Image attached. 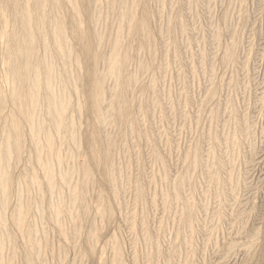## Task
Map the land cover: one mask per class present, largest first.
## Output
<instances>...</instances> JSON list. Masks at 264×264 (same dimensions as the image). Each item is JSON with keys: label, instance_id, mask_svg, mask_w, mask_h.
I'll return each instance as SVG.
<instances>
[{"label": "rangeland", "instance_id": "obj_1", "mask_svg": "<svg viewBox=\"0 0 264 264\" xmlns=\"http://www.w3.org/2000/svg\"><path fill=\"white\" fill-rule=\"evenodd\" d=\"M81 1V28L106 38L99 48L93 40V56H82L67 4L48 1V9L67 17L63 23L74 42V53L66 56L51 34L46 37L55 90L71 97L64 118L72 128L57 129L48 107L54 102L42 96L34 126L42 123L43 151L31 141L29 124L23 126L19 157L4 161L0 147V170L7 167L11 183L9 199L0 195V264H264V0H137L136 16L149 11L156 56L139 75L148 51L137 34L125 39L131 60L119 79L105 78L103 111L110 114L101 126L92 110L91 83L97 69L106 70L103 60L112 53L120 21L111 14L112 0ZM11 7L8 3V31L0 35V87L6 91ZM126 27L123 23L124 36ZM115 90L132 102L121 119L113 112ZM10 112L1 118L0 146ZM94 128L102 132L99 159L91 151ZM111 144L106 175L100 161ZM45 163L52 164L49 173Z\"/></svg>", "mask_w": 264, "mask_h": 264}, {"label": "bare ground", "instance_id": "obj_2", "mask_svg": "<svg viewBox=\"0 0 264 264\" xmlns=\"http://www.w3.org/2000/svg\"><path fill=\"white\" fill-rule=\"evenodd\" d=\"M8 1H11V2H8ZM48 1L49 0H1L3 5L0 8V24H1L0 35L4 36L7 33V31H8L7 25H6V20H7V17L9 16V13H10L9 10H7V4L8 3L11 4V6H12L11 8L13 10L12 11V17H11V28H10L9 33H8V37H9L8 40H10V42H9V45L7 46V48H6V51H5L6 59L4 60L5 61V70H7L6 71L7 72V83L9 84L10 87H9V90H7L8 92L6 90H4V88L0 87V123L2 122L1 118L3 117L2 116L3 113H6L7 111H9L11 109V112L9 113L10 115L7 113L9 115V118H8L9 120H7L5 122V124L3 123L4 127L6 129V133L4 135V141L2 142L3 145H1L0 147H3V150L5 151L4 154L2 153L3 154L2 158L4 159V161L7 160L9 157L14 156V155L16 157H19L22 154V152L24 151V148H25L24 147L25 146L24 145V138H25L24 130L25 129H23L24 128L23 126L24 125L27 126V124H29V126L31 127V130H30L31 132H29V134L31 133L30 134L31 141L33 140L35 143H37L39 152L43 151L39 147V145L42 144V143H40V142H39L40 144L38 143L39 133L41 134L40 130L42 128V125H41L42 123L40 124L41 126L38 125L37 127H35L36 124H34L35 115H36L35 112L38 110V108L40 109V106H39L40 104L39 103H40V99H43V98H41L42 96L44 98H46V100L48 99L51 102H54V103L50 102L52 104V106L50 104L48 107L49 108L52 107L51 113H53L52 115L55 116V119H54V120H56L55 124H56V126H59V127H57V129L60 128V127L61 128L64 127L66 124H68L70 126V128H72L71 127L72 126V122H70L71 120L69 119V122L67 123L65 121L66 118H64L65 115H66V112H65L66 108L70 104V101L68 102V99H71V97L70 98H69V96L67 97V95H66V93L64 91H62L60 93L59 89H57L58 90L57 92L60 93V94H58L56 92V90H55V87H54L55 84H56L55 81H54V75H55V68L54 67L55 66H54V62H53V58H52V53L50 51H48L50 49H47L48 44L46 42H47V39H48L47 35L51 34L53 36V38L55 39V44L54 43L53 44L55 45L57 51L61 52V53H64L66 56H70L71 54L74 53L73 52L74 51V48H73L74 45L72 44L74 42L71 39L72 37L69 38L71 35L69 36V34H68L69 31H67V29H66V23L65 24L63 23L64 22L63 19L65 18L64 15H63L64 13H62V11L54 12L53 10L48 9L47 8ZM53 1H56L59 4H60V1H63V2H65L67 4V8H69V13L71 14V17H72L71 20L74 19V21H72L74 23L73 24L74 26L72 25V27H71L72 29L71 30L69 29V30L72 32V35H73L74 39L76 38L75 40H77L76 42L78 44L77 45L78 53L80 52L79 54H82V56H84V55H89L90 56L89 53H91V55H92V47L94 48V46H93L94 42L96 44V41H97V44H96L97 46H98V43L102 44L103 43V38L105 36L103 37L104 34L102 35V33H99L95 29H92V30L89 31V28H87L88 29V32H87V31H85V30H83L81 28V25L78 23V20L80 21V18H83L82 17L83 16V14H82L83 11L81 10L82 9L80 7L81 4L79 3L81 0L80 1L79 0H53ZM136 1L137 0H131L129 2L130 3L129 4L126 0H112V2L110 1V3H109V5L111 7V14L115 16L114 17L115 19L114 18L113 19H114V21L117 20L118 23L120 21V24H119L120 27L117 26V28H119V29H118V31H116V33L114 34V37L112 39V42H111V45H110V47H111L110 51L112 53H111L110 57H108V58L106 57L103 60L106 70L105 71L103 70L104 72L103 71L99 72L100 70L97 69L96 72L94 71L95 72L94 78H92L93 79L92 80L93 83H91V84H93V85H92L91 95L89 97H91V100H92V110L95 112L96 123H97L98 126H101V124L107 119L106 113L108 111L106 113L103 111L105 98H108V97H105V92H106V87L105 86H108V85H105V82H106L105 78L108 77V76H115L116 78L120 77L119 75H120L121 70L122 71L125 70V68L130 63V60H131V55L129 53V50H127V48L125 46V39L128 36L133 37V35L137 34L138 36H140L139 37V39H140L139 40V42H140L139 44H141V47H143V49L148 51V55H149L148 56V60L145 61L144 63H142L143 61L142 62L140 61L142 64L140 66L139 75L143 74L142 76H144V73L146 74L147 69H149L150 64L152 63L153 59H155V56H156L155 55L156 54L155 39H154V36L152 35L151 30H150V21L151 20H149V17H150L149 11L144 8L145 10L143 11L142 15L140 17L136 16V13H135V9L137 8V7H135V5L137 3ZM145 1H147V0H145ZM138 2H139V0H138ZM57 3H56V5H57ZM160 3H161V1H160ZM83 9H84V7H83ZM96 10H98V9H96ZM96 13H98V12H96ZM70 14H69V16H70ZM81 14H82V16H81ZM103 14H104V12H103ZM84 16H86V15H84ZM95 16H97V15L95 14ZM101 18H103V17H101ZM92 20H93V18H92ZM117 21H116V24L118 25ZM111 22H113V21H111ZM123 23H126L127 27H128V29H127L128 32H127L126 36H124V34H123L122 30H121L122 29L121 27H122ZM113 26H115V25H113ZM124 26L125 25H123V27ZM100 30H102V29H100ZM46 37H47V39H46ZM94 39L96 41H93ZM71 40H72V42H71ZM92 42H93V44H92ZM42 43H45V44L42 45ZM101 44H99V45L101 46ZM104 44H106V43H104ZM128 44H130V43H128ZM40 45L44 46L43 48L45 49V52H44L43 55L39 51ZM5 47H6V45H5ZM98 48H99V46H98ZM77 50L75 52H77ZM97 50L99 51V49H97ZM94 53H96V51ZM98 55H99V53H98ZM98 55H95V57H94L96 62L98 60V57L100 56V55L99 56ZM230 55H231V53H228V56H230ZM232 55H234V54H232ZM60 56H64V55H60ZM66 56H64V58ZM85 57H88V56H85ZM227 58H229V57H227ZM91 62H92V58H91ZM93 65H95V64H93ZM93 65H92V67L94 68ZM90 67H91V65H90ZM102 67H103V65H102ZM95 68H97V67H95ZM99 68L102 69L101 67H99ZM151 68H152V66H151ZM0 73H1V71H0ZM137 78H138V76H137ZM55 79H56V77H55ZM117 79H119V78H117ZM61 81H63V80H61ZM128 81H130V77H129ZM0 83H1V81H0ZM4 83H6V82H4ZM61 83H64V82H61ZM140 83H138V84H140ZM61 85H60V87L63 88V86H61ZM132 85H133V83H132ZM64 86H65V84H64ZM62 88H60V90H63ZM76 88H78V87H76ZM43 89H44L43 92H45L44 95H42L43 94V92H42ZM65 90H66V88H65ZM108 90H110V89H108ZM116 90H118V88ZM123 92H124L123 90L116 91L114 93V100L112 101V104L114 105V107H113L114 109L113 108L112 109H113V112L115 111L114 112L115 116L118 117V119H121V116L123 117L124 114L128 113V108H131V106H129V104L130 103L132 104V102H129V101H127L125 99V96H123ZM106 95H107V93H106ZM111 100H112V98H111ZM142 100H144V99H142ZM47 103H48V101H47ZM78 105H76V107L78 106L77 107L78 109H82V108H80L81 105L80 104H78ZM8 107H10V109H8L5 112L6 108H8ZM109 107H111V106H109ZM132 107H133V105H132ZM78 109H77V111H78ZM79 111H81V110H79ZM108 113L110 114V112H108ZM54 116H53V118H54ZM105 116H106V119H105ZM5 118H6V116H5ZM73 121H75V120H73ZM3 124L1 126H3ZM73 127H74V124H73ZM94 131H95V128H94ZM4 132H5V130H4ZM101 133L102 132H101L100 128H98L95 131V135H93L95 137V142L94 143L92 142L93 145H91L92 146V149H91L92 154L97 159H99L98 155H99V151H100V146L98 145V143H99V138H100V134ZM50 134L51 133L48 134L49 135L48 137L51 136ZM40 137H41V135H40ZM46 138H47V134L45 136V139ZM75 138H77V137H75ZM92 139H93V137H92ZM26 140H27V138H26ZM49 141L50 140H48V142L46 141L48 143V145H49ZM113 144L110 145L111 147L107 148V150L104 152L103 157L101 158V161H100L102 163L103 167H104L106 175H107V172L110 170L109 166H110L111 162L113 161L112 160V158H113L112 152L115 149L114 146H112ZM26 145H27V143H26ZM41 147L45 148V145L44 146L42 145ZM48 149H50V146H49ZM3 150H2V152H3ZM50 151H52V150H50ZM49 154H50V152H49ZM41 156H42V154H40V157ZM55 156H56V154H55ZM35 157H38V156H35ZM46 158H48V157H46ZM42 160H44V159H42ZM0 161H2V160H0ZM50 161H51V159H50ZM45 162H47V161H45ZM4 163H6V162H4ZM7 163H9V162H7ZM49 164L46 165V163H45V166L44 167L42 166L44 172H45V169H46L47 172L51 171L50 169H51L52 166H50V165H52V164H50V165ZM5 165L6 164H3L2 167L5 166ZM112 165H114V164H112ZM2 167H1V169H2ZM28 169H29V167H28ZM82 171H83V176H84L83 179L85 181L88 180L89 171L86 169V166L82 167ZM0 172H1L0 173L1 176L3 177V178H1L2 180H0V195L2 194L1 196H3V199L5 197V199L7 201L9 199V198L7 199V197H9L10 194H11V192H10L11 188H9V185L11 184V183L9 184L10 177H7V176H10V175L8 174L6 166L3 167V169L0 170ZM64 177L66 178L67 175H65ZM47 179L49 180V177ZM35 180H36V178H35ZM35 180H33V181H35ZM48 180H47V182H48ZM51 180L54 181L53 179H51ZM49 183H48V185H49ZM10 187H11V185H10ZM82 194L83 193H81V196L79 197V199H80L79 201L82 204V210L84 211V214H86V212H87L86 211V207L87 206L85 204V201H83L84 195H82ZM58 208H60V207H58ZM83 211H82V213H83ZM55 212H57V211H55ZM23 213H26V212H23ZM20 215H22V214H20ZM24 215H22V216H24ZM58 216H59V214H58ZM81 216H82V214H81ZM57 221H58V219H57ZM90 238H91V236H90ZM26 243H30L31 244L30 241H28ZM244 247H246V246H244ZM116 264H122V263H120V261L118 260L116 262Z\"/></svg>", "mask_w": 264, "mask_h": 264}]
</instances>
